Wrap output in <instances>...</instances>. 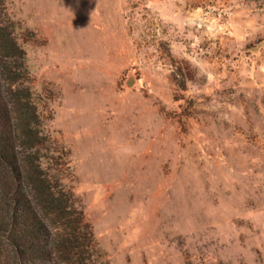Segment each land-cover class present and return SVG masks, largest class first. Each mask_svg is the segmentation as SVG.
<instances>
[{
	"label": "rangeland",
	"instance_id": "obj_1",
	"mask_svg": "<svg viewBox=\"0 0 264 264\" xmlns=\"http://www.w3.org/2000/svg\"><path fill=\"white\" fill-rule=\"evenodd\" d=\"M6 9L101 264H264V0Z\"/></svg>",
	"mask_w": 264,
	"mask_h": 264
},
{
	"label": "trees",
	"instance_id": "obj_2",
	"mask_svg": "<svg viewBox=\"0 0 264 264\" xmlns=\"http://www.w3.org/2000/svg\"><path fill=\"white\" fill-rule=\"evenodd\" d=\"M6 11L0 0V264H101Z\"/></svg>",
	"mask_w": 264,
	"mask_h": 264
},
{
	"label": "water",
	"instance_id": "obj_3",
	"mask_svg": "<svg viewBox=\"0 0 264 264\" xmlns=\"http://www.w3.org/2000/svg\"><path fill=\"white\" fill-rule=\"evenodd\" d=\"M134 84V79H130L128 81V86L131 87Z\"/></svg>",
	"mask_w": 264,
	"mask_h": 264
}]
</instances>
